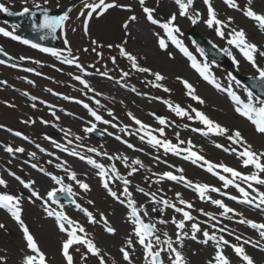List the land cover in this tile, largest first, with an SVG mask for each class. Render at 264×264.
I'll return each mask as SVG.
<instances>
[{"label": "rangeland", "instance_id": "374dc122", "mask_svg": "<svg viewBox=\"0 0 264 264\" xmlns=\"http://www.w3.org/2000/svg\"><path fill=\"white\" fill-rule=\"evenodd\" d=\"M235 2H237V8L230 7L225 3V0H211L217 18L225 21L228 25L224 28L225 37L221 38L215 30L216 26L209 27L206 24V20L209 17L208 6L204 3V0H193L192 5L195 6L196 10L203 16L201 18L202 21L200 27L198 28L202 30L204 34L212 38L213 41H216L218 45H221L222 48L228 49L233 54L236 61L239 62L238 69L241 72L258 73L256 68L244 58L238 49L227 43V34L233 28L237 30L242 28L247 34V39L256 44L260 51H264V30H261L254 20L244 15V9L247 7H252L253 10L258 13H264V0H252L251 4L248 3V0H235ZM0 3H3L5 6L17 3L18 6H21L22 0H0ZM159 3L165 5L163 9L168 11L169 16L175 14L176 25L180 29L179 32H182L185 28L191 26L193 16L189 12L186 16L178 15L180 8L177 3L170 2L169 0H157L155 1V4L150 3V5L154 8H159ZM127 4L132 6L131 3ZM119 5L125 4L120 3ZM166 5L169 7H166ZM139 11L140 9L137 7L133 9L132 16H135L136 19L131 20V16L125 9L116 8L103 19L94 21L92 24L90 38L95 35L101 42L118 41L117 43H119L118 47H113L111 50L114 58H108L115 64L113 69L102 70L97 66L91 68L85 63L81 64L79 60H75V63L69 64L70 71H77L80 76L83 75L87 80H89L91 76L104 80V82H99L97 79L94 80L96 85L99 86V88L95 90L102 96L99 97L100 101L106 105L102 110L107 109L110 111L109 118L105 117L103 120V122L108 121V123L104 122V125H102L101 128H108V131L113 135H118L116 133L123 131L131 133L130 144L132 145V149L120 144L109 136L106 137L104 141H100L95 137L89 138L85 131V127L87 126L86 121H89L90 119L75 107L73 109L74 114H66L64 121H62L64 123V128H62L64 139L61 140L59 138L51 137V142L49 140L48 142L53 150H55L60 143H63L64 146L68 145L69 147H76L88 155L87 161H78L68 157V163L62 165L60 162L52 159L48 154L38 150L36 151L32 146L26 143H23V146L27 151L26 153L31 152V155L23 154V152L18 153L16 151L8 152V147L6 145H0V159L1 161L13 164L16 168L23 170V177L34 182L32 183L33 187L43 195L44 193H48L59 187L56 180L53 179L55 176L50 174L52 171H58L57 174L59 176H62V172H75L76 180L89 182L91 189L89 188L87 191L81 188L77 182L70 184V187L77 198H79L80 204L86 202L87 197L92 198L89 195L95 194L94 199L97 200L98 203L96 207L100 210L98 211L94 208L96 221L100 219V214L102 213L109 223L116 225L114 226L116 232L111 234L101 231L104 227L102 221L100 224L97 222L94 223L95 225L92 228V239L98 247L102 248L101 254L107 258V261H110L113 264H129V261L124 260L121 252V248H125L129 252L131 260L135 261V259H138L139 264H145L146 260L142 258L143 246L139 244V241L136 238L134 232L135 225L133 224V219L131 217L132 215L126 209H120L115 203L107 199L105 190L101 185L102 177L99 175L100 169L97 168L96 165L90 164L88 161L89 159H92L96 161V164L103 165L106 172V176L103 178H106L108 181L113 178L116 180L119 178L116 174V176H114V173L111 171L113 166H115L118 173H122L127 179L128 177L130 178L132 184L130 183L128 188L130 193L134 195L136 206L150 213L152 217L154 216V224L157 226V229H160L158 230V233L161 243L158 245V249H162L163 246L165 250V259L169 264L171 262V257H174V254L170 253L167 249V244L164 243V241L169 238L172 240L173 246L182 253L184 260H186L185 264L195 263V260L199 258L202 251L209 252L207 260V264H209L215 245H205L202 242V232L195 233L197 239H199L198 241L191 239V236L193 235L191 226L195 223L199 225V228L207 229L211 234H215L218 237L222 236L223 232L230 237L238 236L228 228H217L220 224L219 222L222 221L219 215H221L223 209L211 202L212 200H221L223 198V192L229 190V188H225L220 180L214 178L211 174L205 172L199 173L185 166L184 170L187 174L176 175H183L188 180H191L193 184H208L210 187L220 189V191L212 192L209 190L206 193L207 197L204 199H197L195 194L175 185L172 183V180L164 179L161 181V176L159 174H161L165 168L167 169V166L162 165L155 159V152L158 151L162 145H152L146 149V152L142 153L140 146L146 145L150 137L148 134L142 135L135 130L136 126H141L136 124L135 120H133L128 113L136 116L138 114H135L136 112L132 108L139 105L142 106V110L138 109V111L140 113L144 112V115L140 116L139 120L153 125V129L150 131L151 135L156 136L162 141L168 140L172 142L168 134V129L173 127H183L188 129L193 119H189L188 116H178L168 106L163 105L161 99L168 100L173 105H180V107L184 108L193 118L195 112H193L192 109L201 107V103L192 99V97L188 95L187 89L183 87L182 78H184L193 85L196 90V95L201 97L202 100L205 101L204 103L208 105L210 113L218 118L222 123V126L229 129L230 132L239 130L243 138L246 137L251 145L262 152H264V135H256L251 122L235 111L236 104L229 100L231 99L230 96L228 97L225 92L206 84L199 75L193 71L192 66H190V63L187 62V60L181 57L180 59L176 58L175 45L167 38L166 32L163 33L158 26L148 22L145 14L142 12L139 14ZM229 11H233V14L229 15ZM154 12L162 14L160 9H155ZM139 16H143L142 19H140ZM229 17H231V21H229ZM78 20L79 18H75L74 22L77 23ZM141 22L143 24L140 25V30L144 37L136 35L133 32V25ZM125 25H127L126 28ZM127 30L130 33L124 35V32ZM76 31L79 34V26ZM160 38H164L167 43V47L164 49L159 46ZM73 39H77V49L79 50V46H82L84 50L83 52L86 54L87 51L85 49L89 42L87 40L85 42V39L81 41L79 35ZM73 39L70 40L71 43ZM120 47H123L126 51L136 56L137 60L140 55H143L146 59L147 67L150 69L153 76V85L149 93H147L144 88V81L136 79L134 82H130L129 78H126L124 74L118 70L117 64L119 62L128 61L126 56L120 54ZM256 62L260 67H264V56H260L259 53H257ZM66 68L67 65L64 63V86L71 83L69 82L70 79H68L65 74L67 73ZM153 73H160L164 79L162 81H156ZM211 73L223 88L225 87L227 89L230 86H235L234 82L228 77L225 69L214 67ZM133 74V76L136 77V73L134 72ZM157 84L161 85V87H157ZM79 87L86 88L83 84H79ZM165 88L169 89V91H165ZM88 90L89 89H87V91ZM109 94L110 97L107 98V95ZM244 97L248 100L246 93H244ZM16 103H20L21 108L24 107L19 99H17ZM45 108L46 109L40 111H30V116L25 111H7L4 115L2 114V111H0V121L11 125H15L22 121L24 127L33 133L50 132L53 128L48 127L49 123L46 118H49L51 111L49 108ZM150 110H160L164 114L166 123L163 124V127L160 126L161 124L156 123L146 115ZM117 119L120 120L114 125V122ZM179 119L182 121H179ZM159 128H164L163 136L156 131ZM0 134H2V132H0ZM170 134L172 135L173 133L171 132ZM223 135L228 136L227 133ZM134 136H138L139 142H135ZM77 137H79V139H77ZM190 139L197 147L209 150L211 153L222 158L225 165L230 164L237 167V162L241 165V159L233 153L227 154L226 152L213 148L210 145V137L191 135ZM180 141H183L181 137L177 143L180 144ZM84 142H87L88 144H85ZM231 144L238 147L244 145L236 144L233 141ZM87 146H91L96 149V151H88L86 149ZM33 153L35 155H32ZM105 153H107V155H105ZM21 156L33 160L37 159L38 163L42 166L41 172L32 170L22 161L20 158ZM125 157L127 158L126 160L124 159ZM136 159H139L142 162V166L133 163ZM57 165H60V167H57ZM132 168H136L137 171L132 172ZM0 171L2 170L0 169ZM254 171L256 170L253 166H242L240 172L249 175ZM71 173L65 178L70 179ZM3 175L6 174L4 173ZM9 180L10 182L8 186L0 185V192L8 190L10 187L14 189L11 192L14 193V196L20 198V207L24 210V218L33 228L41 245L47 249L48 253L57 263L53 262L51 257H49V259L54 264H64L59 253V244L64 239V235L59 230L56 218H54V216H49L43 206L31 195L28 194L26 196H21L18 191V188H22L19 182L10 177ZM237 183L243 185L240 180H238ZM251 183H253L254 188H259V191H264V186L256 185L255 182ZM243 188H245L250 194L253 193L252 189H248L247 183L245 182ZM139 189H143L144 191L141 192ZM177 193L180 194L179 198L177 197ZM161 194L165 195L170 204L176 202H179L180 204V199H183L192 205L191 208H188L186 204H180V206H185L183 209L189 212L193 217L192 220L184 221V228H178L177 223L173 222H179L182 220L183 215L179 212L175 213L171 208L159 203ZM145 198L149 205L142 201V199ZM137 200H141V202H138ZM159 206L162 208L161 210H159ZM62 208L64 211V206ZM65 210L70 214L73 213L82 218L86 223H91L87 216L78 210L77 205H69ZM206 213H210L211 215H205ZM225 218L226 217L224 216V219ZM228 222L229 221L227 220L226 223L228 226L230 225L234 227L233 223ZM0 224L5 226L4 228H0V256L6 258V260L0 262V264H22L24 255L29 254V251L26 248L25 240L23 239L17 224L12 223L9 215L3 210H0ZM97 228L99 232H96ZM220 229H224V231L222 232ZM165 233H167V236H165ZM245 235H248L246 227ZM129 238L132 240L131 245L127 243ZM250 252L258 264H264V252L256 251L251 247ZM19 255H21V259L18 263ZM81 262L83 264H99V259L96 256L87 254Z\"/></svg>", "mask_w": 264, "mask_h": 264}, {"label": "snow or ice", "instance_id": "6c2138e0", "mask_svg": "<svg viewBox=\"0 0 264 264\" xmlns=\"http://www.w3.org/2000/svg\"><path fill=\"white\" fill-rule=\"evenodd\" d=\"M46 2V0H45ZM141 5H144L145 0H139ZM175 2L179 5L180 8V15L184 16L187 15L188 8L189 6L193 3V0H175ZM252 0H248V3L251 4ZM25 3H27V0H25ZM204 3L208 6V19L206 20V24L209 27H215V30L217 34L221 37H225V31L224 28H226L228 25L226 24L225 21L220 20L217 18V14L215 9L212 7L211 0H204ZM225 3L229 5L232 8H237L238 5L235 2V0H225ZM115 3V0H113L112 3H106L105 0H99V3H85L84 7L86 9H90L88 11L87 16L89 18L92 17L93 13H96L97 15H102L105 11H107L110 8L117 7ZM35 8L41 9V5L36 4ZM99 10V11H97ZM144 12L147 15V20L150 21L152 24H157L160 25L164 29V31L167 34L168 39L172 41L173 44L176 45L177 48L180 49L181 52L184 53L185 56H187L191 60V66L199 73V75L205 80L210 83H212L217 89H221V85L216 82V79L214 75L210 71V66L207 63H204L201 65L200 63L197 62L196 58L192 55V53L184 46L183 42L179 40L175 33H178L180 31L179 27H177L174 23L176 20L175 14H173L170 19L166 22L161 23L158 19H155L153 16L154 9L144 7ZM0 11L3 12H8L9 9L3 4L0 3ZM31 13L32 16H35V12H32V10L28 7H24L22 12L20 13H15L16 15H25ZM81 15H84L82 12ZM244 15L252 20H254L259 28L261 30H264V13H258L253 10L252 7H247L244 9ZM68 13L65 12L63 15L60 16H51L49 15L47 9H42V18L39 21V23H36L34 21L33 27L38 28V29H47L50 32H55L57 28H60L64 22L68 19ZM131 20H135L136 17L132 16L130 17ZM229 21H231V17H229ZM193 23L196 22L195 19L192 21ZM87 24L88 21L87 19L85 20L84 23V30L85 33H87ZM16 26H14L15 28ZM127 25H125V28ZM0 34H3L6 37H11L14 40H22V38L18 35H15L14 32L8 31L4 28H0ZM228 39L227 43L229 45H233L236 49L239 50V52L244 56V58L249 61L253 67L256 68L258 72V79L261 82V86L264 87V67H260L257 65L256 62V54L259 53L260 56H264V51H260L258 46L252 42H250L247 39V34L245 31L241 28L239 30L233 28L228 34ZM22 42L24 44H31L32 47L34 48H39L40 45L32 43L30 40L23 39ZM67 43V41H65ZM93 43H96V41H93ZM159 46L160 48L164 49L167 47V43L164 38L159 39ZM111 47V45H109ZM44 52H51L54 56L59 57L60 52L56 49H50V48H43L42 49ZM87 50V49H85ZM94 50V49H93ZM201 54L203 55V50L198 49ZM223 51L227 52L229 55H232L231 52L228 49H223ZM0 52H3V49L0 48ZM5 56L8 54L6 52L3 53ZM120 54L122 56H126L128 60L131 61V66L132 68L138 69L140 72H149L150 69L144 68V67H138L137 64V57L132 55L130 52L126 51L123 47H120ZM20 59H24V57H21ZM233 60L235 61V57H233ZM65 63L72 64L75 63L74 59H65ZM0 63H5V61L0 60ZM238 64L239 62L236 61ZM15 66V65H13ZM31 71V69H29ZM125 76L128 75L127 72L124 73ZM155 76L156 81H162L164 77L160 73H153ZM230 78L232 80H235V77H232L231 74H229ZM76 80H79L86 88L88 87L87 81L83 80L80 76L75 77ZM179 79V78H178ZM184 87L187 89L188 95L192 97V99L203 103L204 101L202 100L201 97L196 95V90L193 87L191 83H189L187 80L182 81ZM237 84H239V81H236ZM157 87H161V85L157 84ZM223 91H226L228 95L231 97V99L235 102L236 108L235 111L239 113L241 116L245 117L251 124L254 126L256 132L260 133L261 135H264V99H262L259 96H256L254 98L253 92L248 86H245V91L247 92L248 100L247 102L243 101L240 99V97L231 90V87L228 89H222ZM165 91H169V89L165 88ZM33 100L36 99V97H32ZM168 107L174 111L178 116H188L189 119H193L191 115L180 105H173L170 101H164ZM35 107V105H33ZM87 107V105H85ZM193 112H195V119H198L201 121L204 125L207 126V131L204 132L205 135L208 133H215V134H228L227 138L230 141H233L236 144H247L246 141H244V138L239 130H235L234 132H230L229 129L221 126L220 124L216 123L215 121L211 120L207 115H205L203 112L197 111L196 109H192ZM96 117L97 120H100L101 117L97 115L95 112L92 113ZM128 115L135 120L136 124L141 126L142 130H146L149 128L148 125L143 124L139 119H137L135 116H132L131 113H128ZM57 119H59L57 117ZM159 120L160 124H165L166 121L162 117L157 118ZM105 123H108V121H104ZM2 127V126H0ZM86 132H91L93 131V128H86ZM156 131H158L161 135L164 133V128H159ZM194 131H201L200 129H194ZM16 135H20L19 132L16 133ZM150 139L149 143L153 145H162L166 151L169 152H174L177 155L180 154L181 149L173 144L171 141L168 140H160L156 136L151 135V133H148ZM178 138V134H177ZM25 139H27L25 137ZM79 139V137H77ZM117 139H120L117 137ZM180 143H184V141H180ZM188 144L190 147L183 149L182 151L186 152L187 155L185 156V159L191 160L192 162H197V161H204L205 164H207V171L209 172H214L215 169L221 168L225 173H230L232 177L239 178L243 180L245 183H247L248 189H252V191L258 193V198H259V204H257V207H260V205H264V191H259V189L254 188L253 183L255 182L256 185H261L264 186V152L257 153L252 150L251 145H247L244 147L243 151H240L238 153L239 158L242 160L244 167L248 166H253L256 171L252 172L249 175H245L239 171H237L235 168L229 167L223 163L221 164H213L209 161L205 160V157L202 155H199L197 152L191 150V141H188ZM60 145H57L59 147ZM129 147H132V145H129ZM217 147H223L222 145H217ZM67 150V149H65ZM90 152H95L96 149L90 148L88 149ZM8 152H12L13 149L11 147L7 148ZM16 152H23V148H17L15 149ZM225 151H228V149H225ZM233 152L236 151L235 148L232 149ZM74 155L76 154L75 152L73 153ZM32 155H35L34 153ZM107 155V153H105ZM83 159V157H81ZM125 160L127 159L126 157L124 158ZM90 164L96 165L97 168L100 169L99 175L103 178L106 176V172L104 170V166L100 164H96L95 160L89 159L88 161ZM134 164L136 165H141L142 162L139 159H136L133 161ZM33 167H36V165H33ZM57 167H60V165H57ZM137 171L136 168H132V172ZM181 172L183 171L182 169L180 170ZM112 172L115 173L119 177V173L117 172L115 166L112 168ZM219 175V173H215ZM11 175L15 176L17 180H19L22 184H24V187L30 188L32 183L34 182H28L25 183L19 176H16L15 173H11ZM167 178L168 180L172 181H181L184 182L188 187L194 188L196 192L199 193L200 198L204 199L206 193L210 190L212 192H219L220 189L215 188V187H210L208 184H202V183H197L193 184L191 180H187L183 175H174L172 172H165L162 174L161 179ZM220 180L223 181V186L227 188L229 185L235 184V181L233 179H229L228 177L224 175H219ZM53 179L56 180L57 183H60L61 181L53 177ZM71 179L76 180V173L72 172L71 173ZM121 179H123L121 177ZM76 182L80 185L81 188L84 190L89 189V185L87 183H84L82 181L76 180ZM130 181L127 179L124 180V184L128 185ZM0 185H6V181L3 178H0ZM103 186L109 191L110 195L119 199L117 196V193L112 191L111 188H109L108 181L105 179L103 181ZM235 187L239 190L240 193L243 194V203H248L251 204L253 203V200L250 199V193L245 190V188L241 187L239 184H235ZM61 191H67L69 195H72V190L71 187L67 188H62ZM139 191L143 192V189H139ZM124 194L129 197L128 200V207L131 208V215L134 218L132 220L133 224L135 225L134 227V232L136 237L138 238L139 243L143 246L144 249V255L145 259L148 260V264H163V260L160 258L161 257V251L163 249H158L154 250L155 246L153 242L149 239H147L149 236L153 235V230H154V225L151 224H146L143 222L142 219H140L137 209L134 207L135 201L131 200V193L128 191L127 187L124 188ZM33 196H39V194L35 191L32 192ZM48 195L50 197L54 196V192H49ZM177 197H180V194L177 193ZM155 198V197H153ZM232 200H237L236 196H231L230 197ZM210 199V197H209ZM213 204L218 205L220 208L223 209V212L221 215H225L227 213L234 212V209L228 207L222 200H212L211 201ZM91 203V201H90ZM123 203V201H121ZM163 203L165 205H168L169 202L167 200H164ZM180 204H186L188 208H191L192 205L183 200L180 199ZM172 207L175 208V205H171ZM0 208L6 209L11 216L17 221L19 224L22 233H23V239L26 242V247L31 251V254H25L23 259H22V264H47V257L44 251L41 250L38 241L34 237V235L30 232L29 226L25 224L24 220L21 218V207H20V198L14 195L10 194H0ZM77 208H80V205L77 204ZM45 211L49 216H55L56 221L58 222V226L61 232H66L68 238L63 241L62 247H61V252L62 256L64 257L66 264H74L73 256L70 253V249L73 248V246H84L86 247V254L85 256L90 253L96 257L99 258V264H106L104 256L101 254V249L96 246L94 241L90 238H88V234L85 230V228L80 225L77 221H74L70 219L64 212H56L52 211L49 208H45ZM82 211L86 214L88 220L91 223H96V219L93 216L91 212H89L87 209H82ZM155 211V209H154ZM177 212H182L183 213V219L180 220L179 222L173 221L174 223H177L178 228H184V221L185 220H192L193 217L190 215L189 212L184 211L183 208H176ZM146 214V213H145ZM205 215H211L210 213H206ZM100 219L102 220L105 230L108 233L114 234L116 232V229L112 227L108 220L103 216V214H100ZM65 222L67 225L72 226L71 230H69L65 226ZM163 222V221H162ZM241 223H247L249 224L253 229H260L261 231L259 232V235L261 238H264V224H257L253 222L252 220H246V221H241ZM5 226L3 224H0V228H4ZM192 232L193 236L192 239H196L195 233L201 231L199 228V225L193 223L192 226ZM220 231H224V229H220ZM82 233L83 235H78L77 233ZM165 236H167V233H165ZM203 236L206 238L203 240V243L207 244L210 240L216 242V252L215 256L213 257L212 260L209 261V264H231V260L229 259L228 256L225 255L224 253V246H230L232 251L234 252L235 256L239 258V260L242 262V264H255V261L251 255H249L244 247V244H232L230 243L229 240L225 239L223 236L217 237L215 234H209L207 230L203 231ZM179 239V237H178ZM241 237L236 236V240H240ZM155 242L156 244H160V237L155 236ZM127 243L129 245L132 244L131 238L128 239ZM164 243L167 244V249L170 251V253L174 254V257H171V264H185L184 257L180 251H178L174 246L172 240L169 238L164 241ZM244 243H252L251 241H244ZM258 246V245H254ZM76 251H79V247H76ZM264 250V249H262ZM121 252L123 254V258L125 261H129V264H131L130 261V254L125 248H121ZM85 256H82L81 259H84ZM6 258L4 256H0V262H4Z\"/></svg>", "mask_w": 264, "mask_h": 264}]
</instances>
